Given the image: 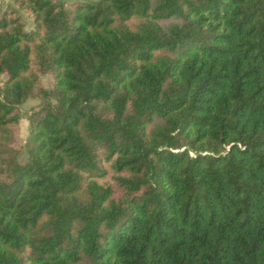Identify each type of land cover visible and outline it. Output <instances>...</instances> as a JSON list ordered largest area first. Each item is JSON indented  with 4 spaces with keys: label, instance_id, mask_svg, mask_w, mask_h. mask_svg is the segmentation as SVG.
<instances>
[{
    "label": "trees",
    "instance_id": "1",
    "mask_svg": "<svg viewBox=\"0 0 264 264\" xmlns=\"http://www.w3.org/2000/svg\"><path fill=\"white\" fill-rule=\"evenodd\" d=\"M0 264H264V0H3Z\"/></svg>",
    "mask_w": 264,
    "mask_h": 264
},
{
    "label": "rangeland",
    "instance_id": "2",
    "mask_svg": "<svg viewBox=\"0 0 264 264\" xmlns=\"http://www.w3.org/2000/svg\"><path fill=\"white\" fill-rule=\"evenodd\" d=\"M73 1H77V0H56V2L62 3L65 8ZM81 1H93V0H81ZM1 2H3V0ZM20 14L24 22V27L26 29H29L32 25L31 17L24 11H21ZM40 79L43 86L48 87L50 85V78L48 75H42ZM39 105H40V101L34 98H29L24 103L19 105L21 118L17 126V130H18L17 134L22 139L23 143L26 141L28 137L27 116L32 110L37 109Z\"/></svg>",
    "mask_w": 264,
    "mask_h": 264
},
{
    "label": "water",
    "instance_id": "3",
    "mask_svg": "<svg viewBox=\"0 0 264 264\" xmlns=\"http://www.w3.org/2000/svg\"><path fill=\"white\" fill-rule=\"evenodd\" d=\"M2 0H0V2H1Z\"/></svg>",
    "mask_w": 264,
    "mask_h": 264
}]
</instances>
